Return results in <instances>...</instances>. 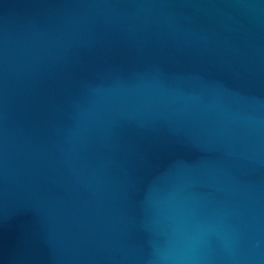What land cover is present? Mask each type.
<instances>
[{
	"label": "water",
	"instance_id": "obj_1",
	"mask_svg": "<svg viewBox=\"0 0 264 264\" xmlns=\"http://www.w3.org/2000/svg\"><path fill=\"white\" fill-rule=\"evenodd\" d=\"M0 264H264V0H0Z\"/></svg>",
	"mask_w": 264,
	"mask_h": 264
}]
</instances>
